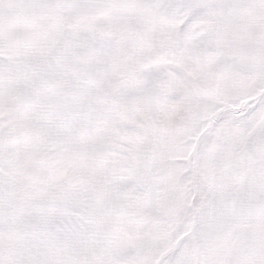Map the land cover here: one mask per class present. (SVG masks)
Wrapping results in <instances>:
<instances>
[{
    "label": "snow or ice",
    "instance_id": "6c2138e0",
    "mask_svg": "<svg viewBox=\"0 0 264 264\" xmlns=\"http://www.w3.org/2000/svg\"><path fill=\"white\" fill-rule=\"evenodd\" d=\"M0 264H264V0H0Z\"/></svg>",
    "mask_w": 264,
    "mask_h": 264
}]
</instances>
